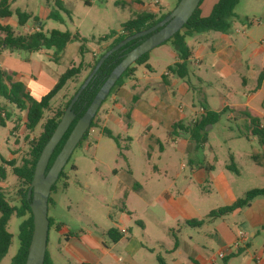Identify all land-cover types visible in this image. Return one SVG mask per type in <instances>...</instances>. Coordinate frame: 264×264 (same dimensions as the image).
<instances>
[{
  "label": "rangeland",
  "instance_id": "obj_1",
  "mask_svg": "<svg viewBox=\"0 0 264 264\" xmlns=\"http://www.w3.org/2000/svg\"><path fill=\"white\" fill-rule=\"evenodd\" d=\"M262 1H244L250 3H246L248 5L241 3L239 8L234 10L235 16L236 12L250 13L247 16L249 23L254 16L259 17L256 14L259 11V5L256 2ZM115 2H119L123 7L116 5ZM154 2L158 4L154 5ZM165 2L170 5L166 6ZM174 5L173 0H14L10 7L13 15L1 19V25H8L16 35L30 33L38 24L41 25L44 34L53 29L77 33L86 41L84 44L88 55L86 58L83 57L85 61L81 73L67 82L55 96L50 103V109L44 113L43 120L33 132L24 127L25 113L0 97V109H2L0 112L9 115L5 125H0V167H5L3 190L11 206H20L16 195L19 182L11 173L10 167L4 163L14 158L16 166H19L23 158H27L29 142L39 135L45 120L70 98L88 74L87 65L91 64L95 55H98L99 51L110 42L98 43V39L110 32L118 31L134 13L150 11L155 6L158 11L161 9L159 15H163L171 12ZM16 9L36 17L38 23L31 19L25 26L19 27L14 15ZM51 12H57L61 21L49 19ZM248 23L244 19L234 17L231 19V30L235 27L242 28ZM251 26L248 24L249 28ZM256 30L260 36V29ZM185 43L189 47L195 45L192 37H187ZM80 44L76 41L69 43L57 62L53 60V50L32 53V59L42 65L38 81L50 89L66 69L73 65L77 66L80 60L78 55ZM165 44L170 46L169 43ZM156 48L158 46L149 52L152 61L148 64L155 70V74L159 75L171 60L158 55L159 51ZM13 56L27 60L30 55L22 51H14ZM31 65L35 66L33 63ZM135 68L137 78L143 73H148L144 66L137 65ZM189 71L192 87L196 90L190 89L187 94H181L177 89L169 88L175 94L170 96L173 99L170 105L173 109L183 111L186 125L194 111L197 113L201 109L218 111L224 105L229 107L230 104L244 103L225 102V95L230 88L237 101L244 100L243 93H256L251 91L254 89L252 83H249L245 89L236 84H230V88L225 89L216 77H213L214 80L211 79L207 87L198 84L192 76V73L196 72L195 66H190ZM170 80H176L178 84L184 82L174 76ZM129 85L130 81L125 79L124 90L128 91ZM115 93V91L111 92L99 108L96 125L100 127L89 130L87 137L79 142L62 169L67 188H61L64 179L60 178L56 183L57 190L50 194L53 203L48 205L47 217L53 219L54 224L49 230L48 248L50 245H55L58 240H62L57 231L59 224L70 233L90 230L103 235L105 230L111 228V221L125 211L131 212L132 219L136 222H131L129 225L132 229L131 235L139 237L140 232L136 229L138 221L151 217L149 213L145 214L146 209L143 203L148 197L152 200L151 212L161 214L165 218V225L171 227L163 229L154 224L147 233L148 242L159 239L161 242L150 244V247L155 250L159 247L161 256L168 264H171V257L165 256L163 249L167 247L168 241L174 238L188 243L187 237L192 229L184 224L175 226L176 220L169 215L170 209L162 201L165 196L178 201L189 215L196 213L205 217L209 211L227 205L230 197L226 193L227 190L231 191L233 197L241 198L245 191L264 187V177L253 174L259 169L249 158L254 155L260 156L264 149L255 137L247 133L246 122L241 118H229V114L221 115L216 123L207 124L204 127L202 134L206 137V143L196 150L193 149L195 141L187 133L179 134L173 140L175 142H172L167 132L161 129L157 132L158 142L156 143L155 138L149 140L146 137L139 125L134 124L132 129L126 130L119 122L111 118L112 115L125 124L127 122L125 117L130 109L129 105L123 108L115 105L113 102ZM263 95L264 92L259 93L256 97L257 102L250 103L260 114L258 117L264 125ZM138 96L143 100L141 105L148 107L151 113H154V108L160 113V104L149 105L148 100L152 96L162 101L164 95L161 88L153 85L148 93L139 92ZM14 126L15 129H13ZM103 127L119 138L118 144L101 133ZM126 138L130 140L127 141ZM160 145L165 152L163 155L158 153ZM159 157L160 160H158ZM230 159L239 175L224 168L225 164H230ZM209 165L214 168L213 182L208 176L209 172L205 171V166ZM154 166H157L158 171L153 170ZM23 220L24 218L16 214L10 217L7 231L12 235L11 245L0 264H12L18 250V227ZM106 240H108L107 237ZM182 260L184 264H190L186 258Z\"/></svg>",
  "mask_w": 264,
  "mask_h": 264
},
{
  "label": "crops",
  "instance_id": "obj_2",
  "mask_svg": "<svg viewBox=\"0 0 264 264\" xmlns=\"http://www.w3.org/2000/svg\"><path fill=\"white\" fill-rule=\"evenodd\" d=\"M217 1L203 0L199 6L201 16H208ZM244 1L247 0H241L235 9L239 8L241 3H245V5L250 3ZM173 2L174 6H176L178 0H173ZM256 3L259 5V11L256 13L259 17L254 16L248 23L247 16L250 13L241 11L236 12L235 16L238 19H244L246 23L252 25L250 28L248 24H245L242 28L235 27V29L225 34L207 32L193 35L191 37L195 45L192 47L187 46L191 53L189 69L190 66L196 67V72L192 73V76L198 84L209 87L213 77L219 78L225 89L230 88V84L242 86L244 89L249 83L254 84V89L251 91L256 93H243L244 100L242 101H237L234 98V92H232L231 88L228 89L225 95V102L244 103L241 105L230 104L229 107L224 105L218 111L213 112H219L223 108L232 110L247 109L257 117L260 115L250 103L257 102V95L264 92V0ZM165 5L169 6L170 3L165 2ZM160 11L154 6L149 12L160 13ZM258 28L261 32L260 36H258V31L256 30ZM34 29L35 26L31 32ZM156 49L159 51L158 55L169 58L171 62L165 66L162 73L156 75L155 70L148 64V62L152 61L149 54L147 64L151 70H147L148 73H143L139 78L135 77L134 73V76L128 79L130 81L129 92L124 90L123 84L114 95L113 102H115L116 106L123 108L129 105L130 109H128L129 111L125 117L127 122L123 124L121 120L112 115L111 118L119 122L126 130L132 129L134 124L139 125L146 137L149 140L155 138L156 143L158 142L157 132L163 129L167 132L172 142H175L173 140L179 134L185 132L174 131L172 128L173 122H182L183 126H186V124L184 123L183 111L173 109L170 105V102H173L170 96L175 94L169 88H175L181 94H187L190 89H196L192 87L189 77L182 79L184 80L182 84H178L176 80H170L173 75H170L166 69L178 61L172 46L162 44ZM31 55L25 60L13 56V53L0 54V68L8 73L16 74L15 78L23 82L30 94L35 99H38L47 93L49 89L38 81L42 65L35 62ZM87 55L88 53L84 57L86 58ZM32 63L35 65L34 67L31 65ZM261 74H263V80L258 86V79ZM153 85L161 88L164 98L161 101L151 96L148 104H160V113L155 108L154 113H151L148 107L141 105L143 100L138 96L139 92L148 93ZM133 97H136L134 102L132 101ZM262 102L264 104V95ZM206 111L205 109H201L198 113L194 111L193 116L188 119V124L199 119L201 114ZM228 117L231 118V115ZM261 125L264 127L263 124ZM126 140L129 141L130 138H126ZM202 145L195 144L193 149L196 150ZM158 153L159 155L165 153L161 145L158 147ZM252 157H255L257 162H254ZM249 158L255 167L259 169L258 172H255L256 174H253L257 177H264V151L260 156L254 155ZM158 160H160V157ZM210 160L212 161L211 156ZM224 168L226 169V164ZM205 169V171L209 172L208 176L213 182L215 180L212 176L213 166H205ZM153 170L158 171L157 166H154ZM226 170L235 175L240 174L237 170L236 172ZM0 188H4L3 181H0ZM226 193L230 196L226 206L233 204L239 198L233 197L230 190H227ZM162 201L169 207V215L176 220L175 226L178 227L180 224H184L192 229L191 234L187 237L188 243L174 238L169 240L167 247L163 249L165 256L171 257V264H184L183 258H186L190 264H224L223 260L227 257L225 264H255L253 261L255 255H260L264 259V197H257L251 201L249 206L216 219L207 218L210 211L205 217L196 213L189 215L178 201L167 195ZM143 203L146 209L145 214L149 213L151 217L138 221L136 229L140 232L139 237L131 235L132 229H130L129 225L135 220L132 219V213L129 211L120 213L115 220L111 221L110 229L114 228L120 233L121 238L118 241L109 239L106 235L107 230L104 231L103 235H98L90 230H79L76 233H70L63 225L59 224L57 231L62 240H58L55 245H50L49 248L47 243L46 253L49 262L51 264H159L157 261V257H159L163 264H168L165 258L161 256L159 247H157V250L150 247V244L161 241L155 239L153 242H148L147 233L154 224L163 227V229H170L171 227L165 225V218L161 214L151 212L152 200L150 198L146 197ZM191 220L201 221V224L199 226L187 225L186 221ZM121 230H125V234H122ZM240 233L244 234L243 238L239 236ZM106 237L108 240H106ZM235 244H237L236 247ZM219 251H228L229 254L220 260L217 258Z\"/></svg>",
  "mask_w": 264,
  "mask_h": 264
},
{
  "label": "trees",
  "instance_id": "obj_3",
  "mask_svg": "<svg viewBox=\"0 0 264 264\" xmlns=\"http://www.w3.org/2000/svg\"><path fill=\"white\" fill-rule=\"evenodd\" d=\"M202 1L203 0L200 1L199 6ZM240 1L241 0H218L212 7L209 15L206 17L201 16L198 6L193 12L192 16L188 19L187 23L183 26V28L169 40L163 43H169L172 46L178 59V61L173 65L167 67L166 71L170 75H173L179 79H187L189 77V59L191 57V53L185 43V39L193 35L203 34L207 32H217L224 34L228 33L231 30V19L235 17L234 9ZM13 2L14 0H0V20L9 18L13 15V12L10 9ZM115 4L121 5L119 2H115ZM121 6L123 7V5ZM167 14L159 15V13H152L149 11L134 13L128 21L120 26V29L118 31L110 32L109 34H106L99 38L98 43L107 41L110 42L104 49L99 51L98 55H95L92 63L87 65L88 74L105 52H107L109 49L117 45L125 38L140 31L146 30L151 26H154L163 18H165ZM14 15L16 16L17 25L19 27L25 26L31 19L36 24L38 23V19L36 17H33L31 14L24 11H20L19 9H16L14 11ZM48 18L57 22L61 21L60 15L57 12H51ZM146 38L147 36H144L139 39L131 40L106 58L89 84L82 91L78 100L72 106V111L75 114V119L56 146L49 160L47 170L61 150L74 124L85 113L96 93L108 78L110 72L121 62L127 52L135 48ZM74 41L81 43L78 47V55L80 59L78 65H73L70 68L66 69L59 76V79L57 80L55 85L38 99H35L30 94L23 82L15 78L16 74L8 73L0 68V97L3 98L7 103L13 105L20 112L25 113L24 127L26 130L30 132H33L35 130L37 125L41 122V120H43L44 113L50 109V103L55 98V96L66 86L67 82L76 78L81 73V70L84 66L83 57L86 54L87 50V47L84 44L86 41L84 39H81L77 33L72 34L69 31H60L53 29L47 34H44L42 32L40 24L36 25L35 29L32 32L23 35H16L11 27H9L8 25L0 24V54H12L14 51H22L30 55L42 50H53V60L57 62L59 60L60 54L64 51L65 47L69 43ZM148 57L149 52L143 54L139 59H137L134 64L128 67L127 70L121 75V77L111 88L109 94L120 89L123 86L125 79H130L134 76L136 69L135 66H144L145 69L150 71L151 69L147 64ZM88 74L85 76L84 80L86 79ZM262 80L263 74L259 76L258 86L260 85V82ZM81 84L82 83H80V85ZM80 85L75 89L74 93L70 96V98H68V100L62 105V107L58 108L54 112V114L46 119L42 124V129L39 135L29 142L27 158H23L21 165L16 166L13 159L4 163L6 166L10 167L11 173L17 178L19 182V189L16 195L19 199L18 201L20 206H11L9 201L7 200V197L5 196L4 190L0 188V262L7 254L8 249L11 245L12 235L7 231V224L10 217L13 214H16V216L24 218V220L18 227V250L12 260V264H25L33 228L32 215L29 209L30 199H27V191L32 180L34 167L42 148L49 140L57 123L62 117L64 110L67 108L71 98L76 93ZM135 100L136 97H133L132 101L134 102ZM1 110L2 109H0V111ZM98 111L96 112L88 130L85 132L82 139L87 137L88 132L91 128L100 127L96 125ZM1 114L4 113L0 112V125L4 126L5 121L8 119L9 115L4 114V117H2ZM223 114H229L233 119H243L246 122L247 133L255 137L259 145L264 149V127L261 125L260 119L257 116L253 115L247 109L232 110L229 108H223L219 112L207 110L206 112L201 114L199 119L194 120L192 123L186 126H183L182 122L179 121L173 122L172 128L174 131L179 130L188 133L190 135V138L195 141L196 145H202L206 141L205 135H202L204 127L207 124L216 123L220 116ZM13 129H15V126ZM101 133L107 138L114 140L116 144H118L119 138L114 136L107 128H101ZM252 159L254 162H257V159L255 157H252ZM72 169H74L73 166ZM226 169L232 172H236L235 166L233 165L231 159L230 164L226 165ZM4 170L5 167H0V181H4ZM60 178L64 179L61 188H67L66 177H64L63 171H61L57 181L51 187L50 194L57 190L56 183ZM257 197H264V187L249 190L241 198H238L233 204L210 211L207 215V218L216 219L227 216L238 209L249 206L251 201ZM52 203L53 201L49 195L48 205ZM48 221L49 234V230L51 226H53L54 221L49 217ZM186 224L189 226H199L201 224V221L191 220L186 221ZM106 235L112 241H118L121 238L120 233L114 228L107 230ZM227 259L228 257L223 260L224 264L226 263ZM157 261L159 262V264H163L161 258L157 257ZM44 264H51L48 260L46 252L44 257Z\"/></svg>",
  "mask_w": 264,
  "mask_h": 264
},
{
  "label": "water",
  "instance_id": "obj_4",
  "mask_svg": "<svg viewBox=\"0 0 264 264\" xmlns=\"http://www.w3.org/2000/svg\"><path fill=\"white\" fill-rule=\"evenodd\" d=\"M200 1L201 0H179L174 9L157 24L125 38L105 52L71 98L49 140L41 150L27 191V199H30L29 209L32 215L33 228L25 264H44L49 228L47 217L48 198L51 187L57 181L60 172L67 163L73 150L88 130L92 119L102 102L108 96L111 88L127 68L134 64L143 54L150 52L179 32L199 6ZM144 36H147V38L127 52L121 62L110 72L108 78L96 93L85 113L74 124L61 150L47 170L49 160L56 146L75 119L72 106L78 100L80 94L89 84L97 70L113 52L117 51L131 40L139 39Z\"/></svg>",
  "mask_w": 264,
  "mask_h": 264
},
{
  "label": "built area",
  "instance_id": "obj_5",
  "mask_svg": "<svg viewBox=\"0 0 264 264\" xmlns=\"http://www.w3.org/2000/svg\"><path fill=\"white\" fill-rule=\"evenodd\" d=\"M158 4L157 2H154V5ZM2 117H4V114H1ZM121 233L122 234H125V230H121ZM241 238L244 237V234L243 233H240L239 235ZM237 246V244H235V247ZM229 251V250H228ZM228 251H219L217 253V258L222 260L224 259L228 254L229 252ZM253 261L255 262V264H264V259H262V257L260 255H255L253 257Z\"/></svg>",
  "mask_w": 264,
  "mask_h": 264
}]
</instances>
